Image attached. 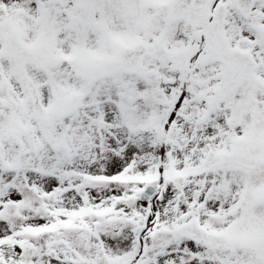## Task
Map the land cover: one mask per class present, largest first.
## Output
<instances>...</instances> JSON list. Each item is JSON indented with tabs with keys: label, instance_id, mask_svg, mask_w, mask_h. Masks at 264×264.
Segmentation results:
<instances>
[{
	"label": "snow or ice",
	"instance_id": "6c2138e0",
	"mask_svg": "<svg viewBox=\"0 0 264 264\" xmlns=\"http://www.w3.org/2000/svg\"><path fill=\"white\" fill-rule=\"evenodd\" d=\"M0 264H264V0H0Z\"/></svg>",
	"mask_w": 264,
	"mask_h": 264
}]
</instances>
